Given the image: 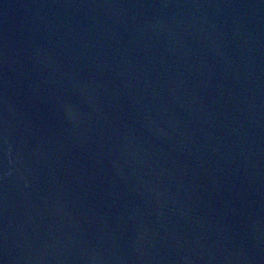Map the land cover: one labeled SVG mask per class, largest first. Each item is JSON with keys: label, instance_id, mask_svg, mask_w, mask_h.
Segmentation results:
<instances>
[{"label": "water", "instance_id": "95a60500", "mask_svg": "<svg viewBox=\"0 0 264 264\" xmlns=\"http://www.w3.org/2000/svg\"><path fill=\"white\" fill-rule=\"evenodd\" d=\"M0 264H264V0H0Z\"/></svg>", "mask_w": 264, "mask_h": 264}]
</instances>
